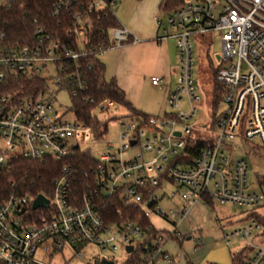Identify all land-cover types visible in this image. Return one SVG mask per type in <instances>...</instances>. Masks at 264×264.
Wrapping results in <instances>:
<instances>
[{"label":"built area","instance_id":"obj_1","mask_svg":"<svg viewBox=\"0 0 264 264\" xmlns=\"http://www.w3.org/2000/svg\"><path fill=\"white\" fill-rule=\"evenodd\" d=\"M17 1L21 0H0V8H8ZM119 3L120 0L52 3L53 16L71 21L65 33L78 36L77 50L52 39L41 27L36 31L38 39L33 42L10 44L9 23L0 15V81L7 72L40 75L42 69L53 64L57 73L51 77L52 84L57 90L76 95L86 85V78L79 71L81 59L91 55L101 57L109 49L142 41L129 27L120 24L108 30V45L91 44L89 33L94 19L109 13L116 15ZM164 10L168 11L167 25L162 17H157L162 30L157 40L175 38L180 56L177 70L180 87L170 94L169 102L174 109L178 108V100L185 93L190 110L176 112L173 117L154 116L142 127L135 120L116 121L117 137L122 144L100 156L92 170V184L80 196L71 192L74 168L69 164H64L61 174L53 178L51 196L43 194L49 201L47 207L34 209L38 195L24 190L26 186L17 181H10L0 191V264H69L74 259H84L83 250L90 245L117 249L115 242L126 252L125 261L138 243L143 245L139 264L170 261L165 243L173 233L147 241L148 231L137 222H105L96 198L114 196L137 205L146 217H149L146 208L171 217L177 228L191 207L198 203L206 206L209 199L247 207L251 212L249 223L228 234L227 243L235 236L247 239V249L252 253L245 256L246 264H264V245L252 241L253 237L264 239V223L253 213L262 209L258 213L264 216V176H258L255 184L250 183L247 158L232 160L233 154L228 155L236 148L230 143L238 137L252 151L264 148V0L184 1L178 7ZM208 32L221 34L223 50L216 78L225 88L221 100L226 108L211 124L198 128L207 143L196 151L191 148L194 146L191 140L198 132L189 123L197 111L195 103L200 100L193 79L192 40L194 35ZM87 67L92 68V64ZM162 80L160 76L151 77L156 86ZM43 96L34 100L0 95V177L12 169L19 157L63 162L80 148L81 142L99 139L92 127L76 116L73 120L65 119V112ZM115 107L113 101L105 99L94 106L92 115H103ZM165 127L169 129L165 131ZM109 146L112 147L110 143ZM135 147L141 151L125 159L124 152ZM166 184L185 189L181 206L169 213L159 206L165 191L157 193ZM257 230L260 232L254 234ZM112 231L118 233L117 239L110 236ZM129 245L134 247L132 252L127 250ZM67 249H71L69 257L64 254ZM108 259L118 264L117 260Z\"/></svg>","mask_w":264,"mask_h":264},{"label":"rangeland","instance_id":"obj_2","mask_svg":"<svg viewBox=\"0 0 264 264\" xmlns=\"http://www.w3.org/2000/svg\"><path fill=\"white\" fill-rule=\"evenodd\" d=\"M186 2H194L196 0H183ZM139 3L144 5L146 13L151 12L157 8L156 15L162 17L164 25H167L168 11L158 7V0H122L116 8L115 13L119 23L126 27H132L135 21L136 11ZM193 50H194V70L193 79L196 88V94L200 96V100L196 104V114L190 119L189 123L196 127L195 132H202L200 128L203 125L211 124L226 108V103L220 100L216 107L212 104V94L214 88V73L220 66L217 59L222 50L221 34L219 32H208L193 36ZM57 71L53 64L48 66V69L40 71L41 76L54 77ZM178 73L170 74L167 80L160 86L153 85L151 81L146 82L143 93L142 103L147 104L145 111L152 116H165V113L174 114L176 112H188L191 108V103L188 96L183 93L178 100L179 107L174 109L170 102L169 96L171 93L177 91L180 87ZM46 99L53 101L55 108L65 112V119L73 120L75 118L74 112L71 110L72 98L67 90H57L51 83L49 93L43 96ZM126 111L123 107H115V109L108 111V113L100 115L102 119H106L108 115L123 116ZM121 120L125 122H132V119L123 117ZM134 122V121H133ZM165 131L169 127L164 128ZM119 126L115 120H111L108 126V133L104 134L96 141L86 140L80 143V148L83 151H90V153L98 160L104 153L117 150L121 146V142L117 137ZM109 143L112 147L109 146ZM235 149L230 156L232 160L240 157H246L249 164L248 179L250 183L255 184L258 176H264V148L258 151L250 150V145L241 142V138H236L230 143ZM112 148V149H111ZM140 147L132 148L125 151L123 157L129 158L140 152ZM147 153V152H146ZM149 156V153H147ZM165 191V195L159 200V206L169 213L170 209L177 210L181 204V194L185 191L184 188H179L173 184H166L164 189L157 193L160 195ZM149 212V217L152 225L165 233H174L177 230L181 234V240L168 238L165 247L171 255V260H160L156 264H232V255L244 252L245 256L252 252L247 249L249 241L241 236L232 237L230 243H227V235L238 230L250 221L248 216L251 212L247 207H240L233 203L221 204L214 202L213 205L198 203L191 207L188 217L178 226L173 223L171 217H164L155 211ZM262 210V209H258ZM260 231H254V234ZM110 236L118 238V233L112 231ZM191 236L190 239L188 237ZM199 239L201 242H199ZM253 243L264 245V239L252 238ZM118 245L117 249L107 248L103 249L102 245H90L85 248L84 259H74L69 264H93L99 259L110 258L117 260L118 264H123L127 258L126 252ZM65 256L71 255V249L65 251ZM59 259V258H58ZM57 261L60 262V259Z\"/></svg>","mask_w":264,"mask_h":264},{"label":"trees","instance_id":"obj_3","mask_svg":"<svg viewBox=\"0 0 264 264\" xmlns=\"http://www.w3.org/2000/svg\"><path fill=\"white\" fill-rule=\"evenodd\" d=\"M55 0H21L14 2L8 8H0V15L9 23L8 42L10 44L25 45L33 42L37 38L36 31L39 27L45 33L52 36V39L67 44L68 47L78 49V36L75 34H66L65 29L70 26V20H63V17L53 16L51 6ZM183 0H162L160 7L166 10L178 7L183 4ZM120 26L117 16L109 13L107 16H100L94 19V24L89 33L91 44H109L108 30L110 28ZM88 64H92V68H88ZM79 71L86 78V85L83 90H79L76 95L71 94L72 107L77 119L84 124L92 127L96 138H101L108 131L111 120H121L128 117L132 120L139 121V126H144L154 116L138 109L126 96L125 91L119 86L115 78L107 79L105 76V64L100 57L91 55L79 61ZM217 69L214 73V88L212 94V104L214 107L218 105L225 92L224 86L217 81ZM52 78L41 76L34 73H22L15 75L7 72L2 81H0V95H12L15 98L37 99L43 95H47L51 89ZM93 101L89 102L88 99ZM108 99L113 101L116 106L123 107L126 114L123 116L108 115L106 119L101 116H93L92 109L99 102ZM108 113V111H107ZM106 114V113H105ZM174 114L165 113L167 117H173ZM194 146L191 147L196 151L206 145V141L202 139L199 131L196 138H192ZM195 151V152H196ZM194 154V153H193ZM98 160L90 153L76 148L70 159L57 162L51 159L44 161H30L19 157L12 169L0 177V191L9 186L10 181L15 180L21 185H25V189L33 195L45 194L51 196L52 180L61 174L64 164L71 165L74 169L70 179V187L73 195L80 196L87 189V185L92 184V170L96 167ZM101 214L106 223L124 222L131 220L137 222L143 229L148 231L147 241L160 234L163 231L156 229L149 217H146L135 204H130L117 196L106 198L97 197ZM213 205L214 201L209 199V203ZM254 215L264 223V216L253 212ZM169 238L181 240L182 235L173 233L168 235ZM143 245L138 243L135 251L130 255L129 259L123 264H139L142 256ZM192 264V263H188ZM232 264H246L244 252L232 255Z\"/></svg>","mask_w":264,"mask_h":264},{"label":"crops","instance_id":"obj_4","mask_svg":"<svg viewBox=\"0 0 264 264\" xmlns=\"http://www.w3.org/2000/svg\"><path fill=\"white\" fill-rule=\"evenodd\" d=\"M161 1L158 0L159 8H161ZM156 11L157 8L146 13L144 5L139 3L135 21L129 28L140 36L142 41L109 49L100 57L105 64L106 78H115L125 91L127 98L147 114H150L145 111L147 103L144 102L145 106L142 103V93L146 82L151 81V77L156 75L162 77V83H164L170 74L177 73L180 63L176 39L157 40V37L162 35V30L157 23ZM165 250L168 251L166 247Z\"/></svg>","mask_w":264,"mask_h":264},{"label":"water","instance_id":"obj_5","mask_svg":"<svg viewBox=\"0 0 264 264\" xmlns=\"http://www.w3.org/2000/svg\"><path fill=\"white\" fill-rule=\"evenodd\" d=\"M219 58H220V56L218 55L217 59L219 60ZM176 135H180V132H176ZM133 143H134V141H133ZM48 204H49L48 199L43 194H39L34 201L33 207H34V209L39 208V207H47ZM190 238L191 237H188V239H190ZM133 249H134V247L132 245H129L127 247V250L129 252H132ZM99 264H115V262L113 260L103 258V259H101V261H99Z\"/></svg>","mask_w":264,"mask_h":264},{"label":"flooded vegetation","instance_id":"obj_6","mask_svg":"<svg viewBox=\"0 0 264 264\" xmlns=\"http://www.w3.org/2000/svg\"><path fill=\"white\" fill-rule=\"evenodd\" d=\"M218 56V55H217Z\"/></svg>","mask_w":264,"mask_h":264}]
</instances>
